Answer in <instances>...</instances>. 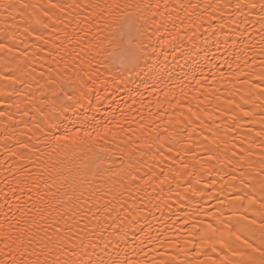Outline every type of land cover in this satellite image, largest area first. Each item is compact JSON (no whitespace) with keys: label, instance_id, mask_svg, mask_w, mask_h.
I'll use <instances>...</instances> for the list:
<instances>
[{"label":"bare ground","instance_id":"6f19581e","mask_svg":"<svg viewBox=\"0 0 264 264\" xmlns=\"http://www.w3.org/2000/svg\"><path fill=\"white\" fill-rule=\"evenodd\" d=\"M27 2L37 5L35 11L29 9V12L40 18L50 0ZM160 2L163 6L165 0ZM166 2L172 5L175 0ZM191 2L201 5L194 11L186 10L193 13L191 20L186 11L179 12L180 20L191 26L184 27L180 20H176L179 28L177 31L169 23L168 30L177 37V41L163 47L157 42V51L147 61L140 62L142 66L152 65L151 72L147 68L138 73L120 69L105 58V53L98 58L103 64H94L99 70L92 77L95 83L89 82V87L92 88L90 97L83 99L74 110L70 108L66 113L60 112L62 101L57 99V96H63V90L49 86L41 77V73L44 77L49 75L51 58L48 56V49L53 42H60L55 35V16L66 13L49 10L50 14L55 15L52 20L44 18L49 28H37V33L42 36L41 40L26 35L22 23L17 21V26L10 32L15 39L3 41L12 51H0V111L6 113L4 117H0V223L4 224L5 231L9 229V218L11 225H16V220L21 215L18 206L30 207L28 196L35 194V190L28 193V185L20 183L24 177L19 175L18 168L21 164H27V161L10 155L11 152L19 151L16 147L17 139L28 140L32 137L35 143V137L40 136L35 129L37 124L45 132L53 131L57 134H63L65 128L74 130L82 125L87 130L99 125L101 129L107 126L117 131L115 126L119 124L130 131H123L115 138L109 135L105 138L109 142L105 144L100 141L99 145L117 163L121 157L128 161L127 153L132 152L133 168L140 167L138 175L144 179L133 184L131 195H125L124 199L129 207L138 205L143 209L138 215L142 217L140 226L144 231L138 232L136 226H133L125 240L120 242L119 248L111 252L112 257L143 260V253H147L148 259L155 257L158 260L160 257L156 253L167 252L169 257L174 256L181 264H187L193 260L198 249L201 252L209 250L203 244L201 235L207 233L212 241L220 237L219 231L213 232L208 226L224 229L234 210L229 209L230 198L237 194L231 187V167L223 158L224 146L227 144V147L232 148L235 145L233 150L239 152L242 141L247 146L249 128L254 137L261 127L260 123H248L246 118L240 121V127H235L233 116L241 114L238 109L233 110L235 105L228 103L233 99L242 103L240 97L245 95L244 91H240L241 85L229 75L228 65H232L233 72L237 70V64L245 72L252 71V68L244 67V60L247 59L251 64L253 55L245 45L260 40L257 21L262 15L259 7L261 0ZM250 2H255L257 7L250 9L243 6ZM184 3H189V0H184ZM237 3L241 4V8H236ZM27 19L26 13L25 20ZM4 26L3 19L0 18V27ZM45 40L49 43L45 44ZM158 40L171 41V36L161 29ZM237 56L240 57L239 60ZM262 59L264 55L257 53V63L252 66L257 72L258 62ZM52 66L55 67L54 63ZM221 74L224 75L223 80L220 79ZM5 75L27 80L31 87L5 81ZM39 85H44L43 93ZM13 88L24 95L13 93L11 98L4 95ZM230 92L236 95L233 97L229 95ZM97 93L101 97L99 101ZM45 97L46 105L41 103ZM17 104L19 110L15 107ZM53 104L56 106L55 111H52ZM259 104L260 100L253 97L252 102L245 106L256 112L257 121L260 119V110L254 106ZM21 110L27 111L28 115L21 117ZM54 124H58L59 128H54ZM141 125L146 127L141 128ZM21 132L27 135L21 136ZM217 144L220 145L219 151H216ZM169 148L172 149L171 152ZM209 148L213 150L212 155L220 157L219 161L209 160ZM99 151V146L91 151L85 149L76 153L75 157L69 156V160L82 167L83 163L94 160ZM253 151L259 153L260 149L256 147ZM60 159L63 161L62 155ZM56 160L57 154H53L49 163ZM103 166H108L107 161ZM28 167L31 168V165ZM58 187L59 185L52 191L56 192ZM12 189L16 191L13 192ZM64 191L60 190L59 195L63 196ZM58 226L63 227V223ZM224 235L226 238V229ZM216 246L219 249V244ZM196 259L202 260L203 256Z\"/></svg>","mask_w":264,"mask_h":264},{"label":"snow or ice","instance_id":"6c2138e0","mask_svg":"<svg viewBox=\"0 0 264 264\" xmlns=\"http://www.w3.org/2000/svg\"><path fill=\"white\" fill-rule=\"evenodd\" d=\"M243 6L254 9L257 4L250 2ZM199 7L201 5L192 3L191 0L187 4L184 0H175L172 5L165 0L163 6L160 0H50L48 7L42 10L41 17L36 18L29 9L35 11L37 5L30 4L27 0H0V18L5 25L0 27V51H12L3 41L15 39L10 32L17 26L18 20L26 35L41 40L42 36L37 33V28H49L44 18L52 20L55 15L50 14L49 10L66 13L55 16V35L60 42H53L48 49V56L51 58L49 75L44 77L41 73L46 84L63 90V96H57V99L62 101L60 112L66 113L70 108L74 110L83 99L90 97L92 88L89 87V82L95 83L92 77L99 70L94 64H103L98 59L100 56L106 53L105 58L110 63L129 72L138 73L145 68L151 72L152 65L142 66L140 62L147 61L157 51L155 44L158 42L163 47L177 41V37L169 32L168 24L171 23L179 31L176 25V20H180L179 12L187 9L194 11ZM259 7L262 13L257 21L260 40L245 45L253 55L251 64L247 59L243 62L244 67L252 68V71L245 72L237 64V70L233 72L232 65H228L229 75L241 85L240 91H244L245 95L240 97L242 103H237L234 99L228 103L235 105L233 110L238 109L241 114L233 116L235 127H240V121L245 118L248 123H260L261 127L254 137L249 128L247 146L242 141L239 152L233 150L235 145L229 148L225 144L223 158L231 167V187L237 193L229 201V209H234L232 217L224 225V229L208 226L213 232L219 231L220 237L212 241L207 233L201 235L203 244L209 250L201 252L198 249L193 260L187 264H264V59L258 62L259 72L252 67L257 63L256 54L264 55V0H261ZM169 8L172 10L169 11ZM236 8H241V4L237 3ZM186 15L191 20L193 13L186 11ZM180 24L184 27L191 26L185 25L183 20H180ZM161 29L168 32L171 41L158 40ZM44 43L48 44L49 41L45 40ZM239 59L237 56V60ZM53 63L55 67L52 66ZM3 78L12 84L31 87L27 80L12 75H5ZM220 79H224L223 74ZM38 87L43 93L44 85ZM13 93L24 95L15 88L4 95L11 98ZM53 95L56 93L53 92ZM229 95L234 97L236 93L230 92ZM253 97L260 100V104L254 106L260 110L259 121L255 119L256 112L245 107L252 102ZM96 98L97 101L101 99L99 93ZM41 103L46 105L47 97ZM15 107L19 110L18 104ZM55 110L56 106L53 104L52 111ZM5 115V112L0 111V117ZM27 115V111L21 110V117ZM53 127L59 128V125L54 124ZM115 127L117 131L107 126L101 129L99 125L87 130L82 125L74 130L65 128L63 134H57L53 131L45 132L37 124L35 129L40 136L35 137V143L32 137L28 140L17 139L16 147L19 151L11 152L10 155L27 161V164H21L18 168L19 175L24 177L20 183L28 185V193L35 190V194L28 196L30 207L18 206L21 215L15 226L11 225V218L7 231L4 224L0 223V264H181L176 257H169L167 252L156 253L160 257L158 260L155 257L148 259L147 253H143V260H131L127 257L119 259L118 256L114 259L111 255L133 226H136L138 232L144 231L140 226L142 217L138 215L143 209L135 205V201V206L129 207L124 199L125 195H131L132 185L144 179L138 175L140 167L133 168L132 152L127 153L128 161L121 157L117 163L99 145L100 141L108 143L105 138L109 135L115 138L123 131H130L119 124ZM145 127L146 125H141V128ZM20 135L27 133L21 132ZM97 146L100 151L90 163H83L81 167L69 160V156L75 157L76 153L85 149L91 151ZM256 147L260 149L259 153L253 151ZM171 150L169 148V152ZM207 150L210 153L209 160L219 161L220 157L211 154V148ZM219 150L220 145L217 144L216 151ZM53 154H57V160L49 163ZM60 155L63 156V161ZM105 161L108 163L107 167L103 166ZM57 185V191L53 192L52 189ZM60 190H65L63 196L59 195ZM61 223L63 227L58 226ZM109 228L112 230L109 231ZM200 256L203 259L197 260Z\"/></svg>","mask_w":264,"mask_h":264}]
</instances>
